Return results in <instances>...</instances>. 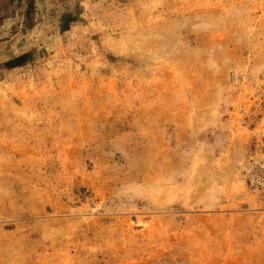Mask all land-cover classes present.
Returning a JSON list of instances; mask_svg holds the SVG:
<instances>
[{
    "label": "rangeland",
    "instance_id": "rangeland-1",
    "mask_svg": "<svg viewBox=\"0 0 264 264\" xmlns=\"http://www.w3.org/2000/svg\"><path fill=\"white\" fill-rule=\"evenodd\" d=\"M0 264H264V0H0Z\"/></svg>",
    "mask_w": 264,
    "mask_h": 264
}]
</instances>
